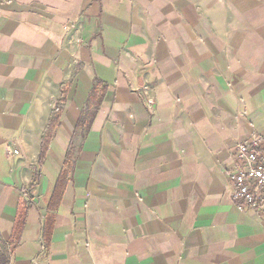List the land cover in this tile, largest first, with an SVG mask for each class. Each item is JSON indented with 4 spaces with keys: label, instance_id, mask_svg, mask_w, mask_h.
I'll return each instance as SVG.
<instances>
[{
    "label": "crops",
    "instance_id": "1",
    "mask_svg": "<svg viewBox=\"0 0 264 264\" xmlns=\"http://www.w3.org/2000/svg\"><path fill=\"white\" fill-rule=\"evenodd\" d=\"M255 135L264 0H0L7 264H264V224L226 179Z\"/></svg>",
    "mask_w": 264,
    "mask_h": 264
},
{
    "label": "built area",
    "instance_id": "2",
    "mask_svg": "<svg viewBox=\"0 0 264 264\" xmlns=\"http://www.w3.org/2000/svg\"><path fill=\"white\" fill-rule=\"evenodd\" d=\"M10 154L18 152L12 150ZM235 162L236 167L226 174L231 199L238 211L252 212L264 224V138L255 135L248 141L238 142ZM40 246L45 247L43 238Z\"/></svg>",
    "mask_w": 264,
    "mask_h": 264
},
{
    "label": "trees",
    "instance_id": "3",
    "mask_svg": "<svg viewBox=\"0 0 264 264\" xmlns=\"http://www.w3.org/2000/svg\"><path fill=\"white\" fill-rule=\"evenodd\" d=\"M104 93H105V89L103 88L99 97L94 102V107H93L91 113H89L87 115V113L82 112V114H81V116L77 122L75 133H77V131H79V130H82L83 128L88 129L91 121L94 119L96 113L98 112V110L101 106V103H102V100L104 97ZM60 115H61V110L58 109V110H56L54 115L49 119L48 127H47L45 135H44V141L42 144V149H41V152L39 155V162L40 163H41V161H43V159L45 157L46 150H47L46 149L47 144L52 137L53 131L59 125ZM39 177H40L39 173L35 172L32 185H35L38 183ZM64 179H65V174H62L59 178L58 185L56 186V189L54 191V195L52 197V204L50 207V209H52V211L56 210V208L59 205V201L61 200V196H62L63 189H64L62 182ZM24 223H25V213L24 214H21V213L18 214V219H17L16 225H15V230H14V237L16 239L18 238L19 234L23 230ZM44 235L46 238H48V236H49V225L45 227ZM2 259L3 258L0 259V264H7V261L2 260Z\"/></svg>",
    "mask_w": 264,
    "mask_h": 264
}]
</instances>
